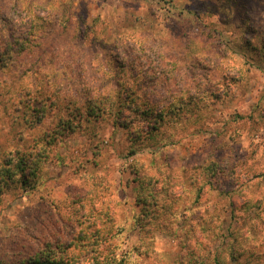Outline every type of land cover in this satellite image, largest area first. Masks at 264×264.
Wrapping results in <instances>:
<instances>
[{
	"label": "rangeland",
	"instance_id": "obj_1",
	"mask_svg": "<svg viewBox=\"0 0 264 264\" xmlns=\"http://www.w3.org/2000/svg\"><path fill=\"white\" fill-rule=\"evenodd\" d=\"M125 101L172 114L131 134ZM39 151L0 264H264V0H0V167Z\"/></svg>",
	"mask_w": 264,
	"mask_h": 264
},
{
	"label": "trees",
	"instance_id": "obj_2",
	"mask_svg": "<svg viewBox=\"0 0 264 264\" xmlns=\"http://www.w3.org/2000/svg\"><path fill=\"white\" fill-rule=\"evenodd\" d=\"M127 91L126 88H124L122 91ZM134 95V91H131ZM136 97H139V95H137ZM93 102V101H92ZM122 102V100H121ZM93 108L90 109L89 111H87L86 114V121H89L90 118L92 119H98V120H104L106 117H104L105 113L107 115H110L111 112L107 107H101L99 105H92ZM156 106L154 104H146V105H141V104H135L133 103V101L126 103H123L121 105V111H118V113L123 112L124 109H128L129 111V115H131V118L126 115H121V129H124L125 132H130L131 134H133L134 132H138V128H143L144 126L149 127V129H151L152 132H156L159 129V126L161 124H164V122H166L168 120L167 116L170 117L169 114H172V107L171 106H167L165 110H157L156 111ZM105 109V110H104ZM108 109V110H107ZM158 109V108H157ZM107 110V111H106ZM169 110V111H168ZM78 112V111H77ZM131 120V121H130ZM60 127H59V131L58 129L55 131V136L57 137L58 135L61 136L63 134V132H68L72 129V122L68 121V120H58ZM63 123V124H62ZM62 124V125H61ZM137 125V126H135ZM76 126V125H75ZM137 128V129H136ZM141 131V130H139ZM150 131V132H151ZM57 132V133H56ZM129 133V134H130ZM148 134V133H147ZM51 137V135L49 136ZM49 137L46 136V141L45 143L49 146H51L52 140H49ZM43 150V149H42ZM136 151V146L132 148V152ZM29 155H31V158L33 157V155H35L31 162L30 160L26 159L27 162L25 161V159L21 160V163L14 164L12 165L9 162H6L4 166L0 167V186L5 185V186H10V184H12L13 182H20V186H22L24 189H30L35 183V181L30 182V179L33 180L34 177H37V171L39 170V163H41V151L38 152V154H33V153H28ZM38 157V158H37ZM39 172V171H38ZM16 177H18L16 179ZM34 182V183H33ZM143 188V187H142ZM146 190V189H145ZM148 190V188H147ZM148 192H150V189L148 190ZM147 192V193H148ZM147 197L143 196H139L138 198V202H143L145 203V201L148 198V195L152 196L151 193L150 194H146ZM148 205V202H147ZM150 213L149 211H147V217L149 216ZM48 248V250H47ZM40 253H34V255L29 256L27 259H21L18 262H16L15 264H66L62 262V259L60 258H51L50 255H48L47 253L49 252V247H47ZM47 250V251H46ZM98 259V257H96ZM93 259H95V257H93ZM127 260L125 257L121 258V264H126ZM219 261H217L216 259V264H218ZM72 263V262H71ZM99 262L96 260L95 264H98Z\"/></svg>",
	"mask_w": 264,
	"mask_h": 264
}]
</instances>
